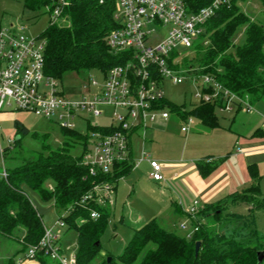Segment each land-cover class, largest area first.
<instances>
[{
    "label": "trees",
    "instance_id": "obj_1",
    "mask_svg": "<svg viewBox=\"0 0 264 264\" xmlns=\"http://www.w3.org/2000/svg\"><path fill=\"white\" fill-rule=\"evenodd\" d=\"M55 1L23 0V5L30 12L43 10L42 13L50 16ZM258 1L264 6V0ZM184 2L189 11H197L211 0ZM115 10L116 0H65L60 15L55 20L49 19L40 35L45 41V73L60 81L68 72L88 73L98 69L105 75L110 67L122 63L123 54L115 53L106 43L109 31L118 25ZM240 25L244 26L245 40L234 46L232 36ZM204 37L207 42L199 49L201 57L195 64L185 63L183 59L182 65L193 67L197 74L209 75L235 98L236 105L251 107L264 101V22L250 20L237 0H227L206 21L194 46ZM215 105L220 106L221 99L201 102L188 111L173 103L169 108L184 120L193 115L203 123L212 124ZM12 125L19 137L27 130L17 119ZM95 128L88 125V130ZM61 132L72 142L85 143L88 138L64 127ZM40 139L42 150L35 158L24 159L12 169L5 168V176L0 175V236L15 238V231L19 230L22 234L17 238L22 247L35 245L42 237L40 216L24 190L29 187L40 197L52 199L57 210H66L62 218L77 235L76 264H93L98 258H101L98 264H264V257L257 262V252H264V233L259 234L254 225V212L264 207V197L259 192L260 176L253 168L249 167L252 183L241 192L223 202L204 205L192 214L188 212L193 227L189 237L162 228L151 219L134 229L121 254L116 259L109 256L108 262L107 254L101 256L99 237L111 215V206L94 200L82 203L81 199L95 184L109 182L114 189L118 179L132 169V161L128 158L116 164L111 173L92 175L82 161L85 152L79 156L69 152L72 142L65 140L52 149L45 144L46 136ZM204 163H199L201 169ZM238 195L240 199H236ZM237 202L248 205L246 214L227 211ZM91 210H96L99 216L91 218ZM196 241L199 247L195 252ZM31 258L39 264H59L42 251Z\"/></svg>",
    "mask_w": 264,
    "mask_h": 264
},
{
    "label": "built area",
    "instance_id": "obj_2",
    "mask_svg": "<svg viewBox=\"0 0 264 264\" xmlns=\"http://www.w3.org/2000/svg\"><path fill=\"white\" fill-rule=\"evenodd\" d=\"M226 1L211 0L197 11H189L184 0H116L114 18L118 25L109 31L106 43L115 53L123 54L125 60L106 71L105 81L94 95L80 101L64 99L59 81L45 73L43 38L28 37L24 33L26 26L22 24L0 25V122L2 115L14 109L49 119L57 115V119L62 121L61 127L66 129L74 127L72 121L75 117L81 118L79 112L87 111L94 118L106 115L109 120L99 125L85 120L88 125L96 127L89 130L82 150L85 152L82 161L89 167V172L92 175L97 172L111 173L116 164L129 158L132 168L146 161L150 167L148 177L156 182L161 181V165L143 149L146 138H141L142 147L138 157L130 158L129 152H134L132 138L140 130H146L148 123L157 116L168 118L170 102L164 97V79L177 84L202 76L209 86L197 91L194 97L200 103L221 99V108L231 109V102L235 98L209 75L197 74L193 67L183 66L181 61L185 55L179 50L180 47L193 48L206 21ZM64 5L65 0H56L49 19L55 20ZM162 27H167L168 31L162 39L157 40L154 31ZM181 69L197 76H185ZM86 82L97 85L94 79L88 77ZM9 106L13 108L7 109ZM184 121L189 123L191 117L187 116ZM186 130L187 127L181 128L182 132ZM5 142V146L0 142L1 156L5 148H10L13 140L6 135ZM1 174L5 176V169ZM112 191L109 182L95 184L81 202L94 200L100 205L111 204ZM196 203L193 202L189 208L190 214L196 211ZM63 215L59 216L60 225L65 223ZM98 216L96 210L90 211L91 218ZM180 228L185 229V224H180ZM56 240L50 229L43 228L38 243L28 246L27 257L31 258L42 251L59 264H67L58 253ZM69 263L76 264L75 257Z\"/></svg>",
    "mask_w": 264,
    "mask_h": 264
},
{
    "label": "rangeland",
    "instance_id": "obj_3",
    "mask_svg": "<svg viewBox=\"0 0 264 264\" xmlns=\"http://www.w3.org/2000/svg\"><path fill=\"white\" fill-rule=\"evenodd\" d=\"M102 2V0H98ZM237 5L243 11V13L252 21L263 23L264 22V6L260 4L258 0H237ZM30 12L23 5V0H0V25L9 26L10 24H22L26 26L25 34L28 37H39L46 27L49 16L46 13ZM167 27H162L154 31L158 39H162L166 32ZM40 38H42L40 36ZM41 40V39H40ZM157 40L155 42H157ZM245 40L244 26H237L232 41L234 46L241 45ZM206 37L202 38L193 49L179 48L180 53L185 55L181 57L185 63H196L197 59L201 57L202 50L200 48L206 46ZM198 51V52H197ZM185 76L196 75L191 72L188 73L185 69H181ZM87 77L94 79L97 85L87 84ZM105 81V76L101 70H90L88 73L83 72H68L64 74L59 81V87L61 95L64 99L69 101H80L83 98H89L98 91V87ZM209 84L202 79V76H197L193 81L190 79L184 80L181 83L174 84L169 79H164L162 82V89L164 97L170 103H173L177 107H183L188 111L193 107H196L200 101L194 97L197 91L202 88H208ZM216 90V88H215ZM264 102H256L254 107L247 109L244 104H241L240 108L235 112L237 105L231 102V109L224 110L215 105L214 114L218 123L223 126L234 119L237 123H245V117L243 114L246 112H254L262 106ZM13 108L9 106L7 109ZM168 118L162 119L157 116L152 122L148 123V128L144 131H139L137 135L132 138V143L136 152L141 151L142 140L146 138V142L143 145V149L147 152H164L167 151L171 140L175 142H183L185 136L193 135L192 142H185V145H193L194 149L199 146H204L206 140L210 135L205 136L203 133V126L198 117L189 115L191 117V123L184 121L178 114L169 111ZM81 118L75 117L72 121L74 127L73 131L89 136L88 124L86 119L92 125H99L109 120L108 116L94 118L90 116L87 111L79 112ZM19 120L25 127L26 132L19 137L16 135L13 129V120ZM62 121L57 119V115L53 117L45 118L42 116H36L34 114H27L22 111L15 110L7 112L1 116V128L0 142L2 146L6 145L5 136H9L13 142L10 148L7 149V153L2 157L0 155V175L1 172L6 169H12L18 166L24 159L35 158L42 150L41 137L46 136L45 144H48L50 148L56 149L62 142L68 140L72 142L70 138L64 136L61 132ZM187 127L188 132L184 133L180 129ZM207 130V129H206ZM203 134V135H202ZM15 138H19L15 141ZM207 138V139H205ZM84 142L77 141L72 142L69 146V152L74 156H79L83 150ZM181 145V144H179ZM198 145V146H197ZM139 154H136L135 158ZM49 181L46 182L47 185ZM115 192H112L111 197V215L109 216L106 226L99 237V248L101 256L107 254L114 259L121 254L124 246L131 238L133 230L140 227L148 220H143L142 223H136V218L143 212L142 208L136 205V202H129V173L118 179L116 182ZM26 195L30 199L34 208L36 209L43 228L50 229L51 234L57 237L56 243L58 246V253L60 257L70 264V259L75 257L78 252V242L76 232L72 228H68L65 223L59 224V216L63 215L64 209L57 210L54 206L52 199H44L40 195L30 189L24 188ZM150 187H143L141 192L149 195ZM259 192L264 197V173L259 180ZM241 194V193H240ZM241 195H238L236 199H240ZM227 211H233L238 214H246L248 212V205L244 202H238L233 207L229 206ZM167 213H162L159 216V223L162 227H170L166 221ZM61 221V220H60ZM254 225L259 234L264 233V207L254 212ZM188 229L185 232L177 230V233L185 237H189L192 234L193 227L188 223ZM190 233V234H189ZM15 238H6L0 236V264H39L36 259H32L28 256V247H22L18 242V238L21 236V231H15ZM189 234V235H188ZM18 237V238H17ZM17 238V239H16ZM21 238V237H20ZM101 258H98L93 264H98Z\"/></svg>",
    "mask_w": 264,
    "mask_h": 264
},
{
    "label": "crops",
    "instance_id": "obj_4",
    "mask_svg": "<svg viewBox=\"0 0 264 264\" xmlns=\"http://www.w3.org/2000/svg\"><path fill=\"white\" fill-rule=\"evenodd\" d=\"M240 106L237 105L235 112ZM253 111L243 114V124L237 123L234 117L226 126L218 123L216 116L212 124L199 119L204 135H210L199 148L185 145L194 139L193 135H187L183 142L171 140L167 151L148 152L161 165L162 180L156 182L148 177L150 167L146 161L130 169L129 202H136L143 210L135 222L142 223L150 217L149 220H155L162 227L158 218L166 212L168 229L185 232L188 223L191 226L188 210L193 202H197V210L241 192L252 183L249 167L261 178L264 173V103ZM187 132L188 128L184 133ZM129 153L132 158L139 154L135 150ZM200 162H205L202 169ZM143 187H150L148 196L141 192ZM182 223L185 229L180 228Z\"/></svg>",
    "mask_w": 264,
    "mask_h": 264
},
{
    "label": "water",
    "instance_id": "obj_5",
    "mask_svg": "<svg viewBox=\"0 0 264 264\" xmlns=\"http://www.w3.org/2000/svg\"><path fill=\"white\" fill-rule=\"evenodd\" d=\"M17 139L18 138H15V140H17ZM198 247H199V242L196 241L195 242V247H194L195 252L197 251ZM263 257H264V252L263 251L257 252V262L258 263H260L262 261ZM107 261L108 262L110 261V257H107Z\"/></svg>",
    "mask_w": 264,
    "mask_h": 264
}]
</instances>
